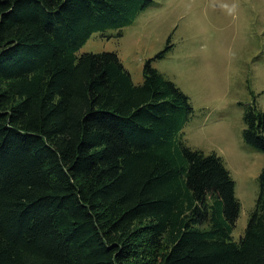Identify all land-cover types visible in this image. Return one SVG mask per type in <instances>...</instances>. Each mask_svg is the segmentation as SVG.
Masks as SVG:
<instances>
[{
	"label": "trees",
	"instance_id": "obj_1",
	"mask_svg": "<svg viewBox=\"0 0 264 264\" xmlns=\"http://www.w3.org/2000/svg\"><path fill=\"white\" fill-rule=\"evenodd\" d=\"M153 0H0V264H264V165L243 234L223 158L189 146V97L152 61L78 49ZM169 41V40H168ZM264 154V111L243 115Z\"/></svg>",
	"mask_w": 264,
	"mask_h": 264
},
{
	"label": "rangeland",
	"instance_id": "obj_2",
	"mask_svg": "<svg viewBox=\"0 0 264 264\" xmlns=\"http://www.w3.org/2000/svg\"><path fill=\"white\" fill-rule=\"evenodd\" d=\"M117 31L94 32L77 53L115 51L140 83L144 61L172 44L152 64L192 104L185 142L220 155L230 172L240 203L232 230L237 240L255 206L264 165V154L242 136L246 108L255 104L264 111V0H153L121 36Z\"/></svg>",
	"mask_w": 264,
	"mask_h": 264
}]
</instances>
